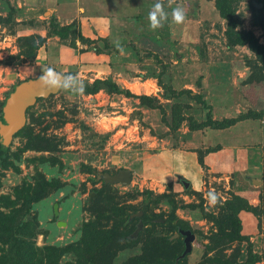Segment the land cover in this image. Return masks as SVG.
<instances>
[{"label":"rangeland","instance_id":"obj_1","mask_svg":"<svg viewBox=\"0 0 264 264\" xmlns=\"http://www.w3.org/2000/svg\"><path fill=\"white\" fill-rule=\"evenodd\" d=\"M130 1L132 8L128 0H0L6 18L0 21V125L8 92L38 74L26 53L36 34L40 66L87 84L107 78L122 90L103 84L83 94L57 89L29 105L23 126L8 139L0 134V211L13 214L12 229L29 222L25 231L37 246L82 245L86 264L99 252H87L80 241L89 222L128 232L115 236L110 264L141 253L148 230L171 239L178 229L194 237L179 256L183 235L176 236L182 248L175 260L241 262L251 251L258 256L252 264H264V65L246 44L228 41L214 0H173L171 6L162 0L169 16L155 30L147 17L157 0ZM138 5L141 13H125ZM178 5L186 13L179 24L170 15ZM231 6L235 29L264 44V0ZM238 115L223 128L207 121ZM119 168L130 170L127 184L103 181V171ZM209 191L218 194L215 206L208 204ZM237 203L232 214L241 238L228 240L221 229L229 228L226 217ZM137 211L144 212L142 228L128 245ZM177 219L186 228L171 226ZM76 253L66 251L58 264H85Z\"/></svg>","mask_w":264,"mask_h":264},{"label":"trees","instance_id":"obj_2","mask_svg":"<svg viewBox=\"0 0 264 264\" xmlns=\"http://www.w3.org/2000/svg\"><path fill=\"white\" fill-rule=\"evenodd\" d=\"M232 2L233 0H214V5L218 11V14L226 19V33L228 41L232 44H246L259 57V60L261 61L262 65H264V44L259 43L252 32L239 31L235 29V22L232 18ZM4 20H6V18L0 17V21L3 22ZM63 28L64 30L66 29L65 27ZM36 36L37 41L32 40L30 38L29 40H27L28 48L26 49V53L27 57H29V59L33 61L35 68L39 69V74L41 73V70L45 67H48V65H42L43 63H41L40 66V61H36L35 59L36 48L42 39L41 35L36 34ZM84 84L85 89L83 93L95 92L96 90H98L101 84L109 87L115 92L122 91L115 85L113 81L107 78L95 77L92 79L90 84ZM123 92L125 94H129V91L125 90ZM137 97L140 100H150V96L145 94H139L137 95ZM241 116L242 115H238L237 117H229L222 119L208 118L207 121L209 122L210 126L214 128H221L230 125L235 119L240 118ZM35 143H39V139H36ZM94 196H92L90 200H92ZM238 206H241L240 203L232 205L231 215L226 217V221L229 222L227 223L229 224V228L224 231L223 229H221L223 235L226 236L225 238H227L228 240H235L241 238V235L239 234L238 218H236V216L232 214L235 212V209H237ZM100 208V210L105 209L104 206H100ZM12 211L15 212V210H11V212ZM7 216L10 218H6ZM143 217L144 212L142 211L141 216H139L138 218L143 221ZM13 219V214L8 215L0 211V264H58V259L60 255L64 254L70 249L78 251V254H76L77 256H81V260L83 262L87 261V256L84 255L83 246H77L78 243L75 246H37L34 241L30 237H28L29 235L27 234L29 233H26L25 231L29 228V222H22L20 227H18L17 229H12ZM98 224L99 223L97 222V226ZM177 225L180 228H186V222H184L183 220L177 219L176 223H171V226L178 227ZM114 229L116 230V228L114 227L96 228L91 222L86 224L84 228V233L80 241L83 244H86L87 247L84 248L87 249V252L89 250L99 251L98 254L94 256L95 259H91L90 264H110L108 260V251L116 244L115 236L117 239L118 236L123 237L126 236L128 233H125V230L123 231L119 229L115 231ZM140 230L137 232L136 236H138ZM146 234L147 235L143 243L144 245L142 246L141 253L129 255L124 264H187L185 256L183 258H178L177 260H175L177 252L180 251V249L182 248V241L180 239L176 237L168 239V235H158L155 231L149 230ZM136 239L137 237L130 238L128 236V245H131ZM173 241H177V248L173 247ZM3 243H5V246H3ZM164 250H169L167 255L163 254ZM257 258L258 256L255 253L248 251V255L241 262L235 260L234 258H229L226 256H216L209 257L205 261L203 259V261L193 264H206V261H212L215 264H252Z\"/></svg>","mask_w":264,"mask_h":264},{"label":"water","instance_id":"obj_3","mask_svg":"<svg viewBox=\"0 0 264 264\" xmlns=\"http://www.w3.org/2000/svg\"><path fill=\"white\" fill-rule=\"evenodd\" d=\"M252 4L258 6L259 3L252 1ZM51 67V66H48ZM54 68V67H51ZM57 73H61L54 68ZM40 73L32 78L25 79L18 82L6 95L4 103L2 105V117L5 123L0 125V134L4 139H8L14 132L19 130L25 122V111L27 107L35 102L38 97H45L57 89L44 88L38 81ZM130 170L125 168H119L115 173H108L103 171L101 177L104 182H119L121 184H127L130 181ZM254 183H259L258 180L251 179ZM184 186L187 185V181L181 179ZM53 213H57L56 202L52 205ZM141 211L133 213V215L139 216ZM142 221L139 218L135 224L134 229L129 234V237H134L141 229ZM178 234L183 235V250L179 256H183L191 249V241L193 240V233L189 229H178L172 233V238ZM178 258V257H177Z\"/></svg>","mask_w":264,"mask_h":264},{"label":"clouds","instance_id":"obj_4","mask_svg":"<svg viewBox=\"0 0 264 264\" xmlns=\"http://www.w3.org/2000/svg\"><path fill=\"white\" fill-rule=\"evenodd\" d=\"M173 0H169V5ZM172 21L175 23H182L185 19L186 13L181 6L172 9L170 13ZM169 13L165 11L162 0L152 6L148 12V21L151 29L155 30L163 26V22L168 19ZM40 85L44 88L50 89H64L70 90L79 94H83L85 84L82 79L72 73H57L54 68L45 67L41 70L38 77ZM206 199L210 206H215L219 202L218 194L214 191H209L206 194Z\"/></svg>","mask_w":264,"mask_h":264},{"label":"crops","instance_id":"obj_5","mask_svg":"<svg viewBox=\"0 0 264 264\" xmlns=\"http://www.w3.org/2000/svg\"><path fill=\"white\" fill-rule=\"evenodd\" d=\"M124 2H126V1H124ZM127 6H130L131 8H132V3H131V1L130 0H128V2H127V4H126ZM139 7H135L134 8V10L132 11V9L130 10V11H125V13L126 14H130V15H135V14H139V13H141V11H140V9L143 11V7H140V5H138ZM113 13H115V12H113ZM119 13V12H118ZM120 14V13H119ZM114 15L115 14H113V15H107V18H106V22L109 20V18L110 17H112L113 16V18H114ZM121 18H123V17H121ZM100 26V28H99V30L101 31V30H103V32H106L105 30H104V27L103 26H101V25H99ZM105 27H107L108 28V24L107 23H105ZM109 29V28H108ZM102 32V31H101ZM223 128V127H222ZM214 156V155H213ZM215 157V156H214ZM206 158H208V156L206 157ZM209 158H212V155H210L209 154ZM194 161H195V157H194ZM231 162H233V160L231 161ZM230 162V163H231ZM213 163H215L217 166H219L220 167V162L219 161H217V162H213ZM215 168V167H214ZM227 168H229V167H226V169ZM242 169H244V168H242ZM252 179V178H251ZM253 182V181H252ZM254 183V182H253ZM255 184H258V183H255Z\"/></svg>","mask_w":264,"mask_h":264},{"label":"bare ground","instance_id":"obj_6","mask_svg":"<svg viewBox=\"0 0 264 264\" xmlns=\"http://www.w3.org/2000/svg\"><path fill=\"white\" fill-rule=\"evenodd\" d=\"M42 13H43V14H46V13H47V10H45V9L42 10Z\"/></svg>","mask_w":264,"mask_h":264},{"label":"flooded vegetation","instance_id":"obj_7","mask_svg":"<svg viewBox=\"0 0 264 264\" xmlns=\"http://www.w3.org/2000/svg\"><path fill=\"white\" fill-rule=\"evenodd\" d=\"M116 171H117V170H116ZM116 171H115V172H116ZM115 172H114V173H115ZM56 205H57V203H56Z\"/></svg>","mask_w":264,"mask_h":264}]
</instances>
